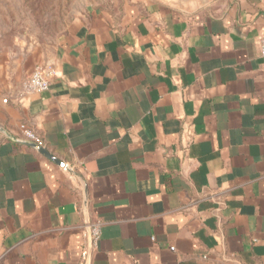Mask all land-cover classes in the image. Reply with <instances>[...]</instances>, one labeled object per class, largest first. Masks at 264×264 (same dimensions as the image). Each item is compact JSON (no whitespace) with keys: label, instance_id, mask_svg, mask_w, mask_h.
I'll return each mask as SVG.
<instances>
[{"label":"crops","instance_id":"1","mask_svg":"<svg viewBox=\"0 0 264 264\" xmlns=\"http://www.w3.org/2000/svg\"><path fill=\"white\" fill-rule=\"evenodd\" d=\"M263 9L140 0L4 52L0 264H79L88 222V264H264Z\"/></svg>","mask_w":264,"mask_h":264},{"label":"rangeland","instance_id":"2","mask_svg":"<svg viewBox=\"0 0 264 264\" xmlns=\"http://www.w3.org/2000/svg\"><path fill=\"white\" fill-rule=\"evenodd\" d=\"M180 6L186 0H160ZM140 0H0V56L33 44L51 47L59 35L91 10L115 14Z\"/></svg>","mask_w":264,"mask_h":264},{"label":"built area","instance_id":"3","mask_svg":"<svg viewBox=\"0 0 264 264\" xmlns=\"http://www.w3.org/2000/svg\"><path fill=\"white\" fill-rule=\"evenodd\" d=\"M259 52L260 56L264 59V32L260 34ZM52 74V69L41 65H35L28 77L22 83L23 90L27 93L46 90L49 86V78ZM21 128L28 138L38 141L35 134L26 128L24 124L21 125ZM82 235L84 241L80 253L79 264H88L90 260V252L97 246L100 238V226L96 223L88 222L83 227Z\"/></svg>","mask_w":264,"mask_h":264},{"label":"water","instance_id":"4","mask_svg":"<svg viewBox=\"0 0 264 264\" xmlns=\"http://www.w3.org/2000/svg\"><path fill=\"white\" fill-rule=\"evenodd\" d=\"M30 145L35 147L37 150H39L42 154L46 155L47 157L52 158V156H50V154H48V152L39 144L34 143V142H30Z\"/></svg>","mask_w":264,"mask_h":264}]
</instances>
